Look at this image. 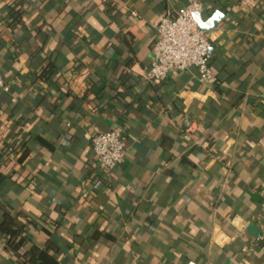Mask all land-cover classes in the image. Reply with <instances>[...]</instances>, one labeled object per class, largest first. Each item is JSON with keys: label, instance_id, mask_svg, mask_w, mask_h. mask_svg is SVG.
<instances>
[{"label": "crops", "instance_id": "1", "mask_svg": "<svg viewBox=\"0 0 264 264\" xmlns=\"http://www.w3.org/2000/svg\"><path fill=\"white\" fill-rule=\"evenodd\" d=\"M188 1L0 0V264H264V0H198L216 83L144 79Z\"/></svg>", "mask_w": 264, "mask_h": 264}, {"label": "built area", "instance_id": "2", "mask_svg": "<svg viewBox=\"0 0 264 264\" xmlns=\"http://www.w3.org/2000/svg\"><path fill=\"white\" fill-rule=\"evenodd\" d=\"M201 10L200 1L190 0L173 12L166 10L154 19L152 55L150 64L143 72L144 79L159 82L168 74H176L193 67L201 82L216 83L217 76L209 63L210 40L207 30L202 29L194 18V13ZM2 90H8V85L0 74V91ZM90 140L98 165L110 170L122 162L125 144L119 128L95 129ZM262 195L264 196V190Z\"/></svg>", "mask_w": 264, "mask_h": 264}, {"label": "water", "instance_id": "3", "mask_svg": "<svg viewBox=\"0 0 264 264\" xmlns=\"http://www.w3.org/2000/svg\"><path fill=\"white\" fill-rule=\"evenodd\" d=\"M223 16L219 11H215L208 19H203V10L194 13L196 22L204 30L214 28Z\"/></svg>", "mask_w": 264, "mask_h": 264}]
</instances>
